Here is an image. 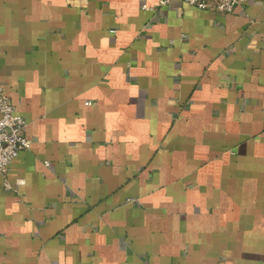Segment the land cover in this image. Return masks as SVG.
<instances>
[{
    "label": "crops",
    "instance_id": "0c3cea01",
    "mask_svg": "<svg viewBox=\"0 0 264 264\" xmlns=\"http://www.w3.org/2000/svg\"><path fill=\"white\" fill-rule=\"evenodd\" d=\"M159 1L0 0V264H264V0Z\"/></svg>",
    "mask_w": 264,
    "mask_h": 264
},
{
    "label": "built area",
    "instance_id": "2783aa9c",
    "mask_svg": "<svg viewBox=\"0 0 264 264\" xmlns=\"http://www.w3.org/2000/svg\"><path fill=\"white\" fill-rule=\"evenodd\" d=\"M176 0H160L159 7H166ZM202 10L231 14L236 8L243 7L246 0H179ZM147 9L146 6H143ZM26 122L16 114L15 106L9 101L4 88L0 86V176L3 186L11 189L6 180L9 165L20 152L29 150L31 141L27 139Z\"/></svg>",
    "mask_w": 264,
    "mask_h": 264
}]
</instances>
